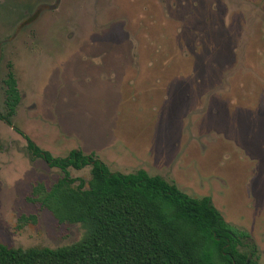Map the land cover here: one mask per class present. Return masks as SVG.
<instances>
[{
  "label": "rangeland",
  "instance_id": "rangeland-1",
  "mask_svg": "<svg viewBox=\"0 0 264 264\" xmlns=\"http://www.w3.org/2000/svg\"><path fill=\"white\" fill-rule=\"evenodd\" d=\"M8 69L21 95L13 124L38 146L103 145L110 170L142 164L209 196L264 264V0H0L1 112ZM69 172L88 180L90 166ZM60 174L0 120L1 243L82 236L28 200Z\"/></svg>",
  "mask_w": 264,
  "mask_h": 264
},
{
  "label": "trees",
  "instance_id": "trees-1",
  "mask_svg": "<svg viewBox=\"0 0 264 264\" xmlns=\"http://www.w3.org/2000/svg\"><path fill=\"white\" fill-rule=\"evenodd\" d=\"M5 113L12 125L20 100L16 79L6 73ZM32 158L60 176L49 186L37 182L28 200L48 209L59 222L80 223L84 232L59 247H11L0 242V264H255L249 233L231 226L209 196L192 197L176 184L144 169L113 171L95 154L73 148L54 156L14 126ZM90 166V177L69 168ZM245 247V249H244Z\"/></svg>",
  "mask_w": 264,
  "mask_h": 264
},
{
  "label": "crops",
  "instance_id": "crops-1",
  "mask_svg": "<svg viewBox=\"0 0 264 264\" xmlns=\"http://www.w3.org/2000/svg\"><path fill=\"white\" fill-rule=\"evenodd\" d=\"M63 128L66 130V127H64L63 126ZM106 137V136H105ZM81 139V138H80ZM101 139V138H100ZM82 141V140H81ZM82 144H83V149H84V153H95L99 158H100V153H101V151H100V149L99 148H101V146L102 147H105V146H103V145H101L100 147H99V145H97V144H91V145H89V144H84L83 142H82ZM135 151V152H133L134 154H136V156H137V152H136V150L135 149H133V148H131V151ZM135 156V157H136ZM137 158H143V157H140V155H138L137 156ZM107 166H108V163H107V161H106V159L105 158H103V157H101L100 158ZM136 169H134V170H132V171H130V172H134L135 170H137V169H144L145 171H147L148 173H149V171H148V168H146L145 166H142V164H140V165H138V167H135ZM113 171H120V170H113ZM120 172H123V173H130V172H125V171H120ZM151 175V174H150ZM155 175H158V174H155ZM160 176H162V175H160ZM163 177V176H162ZM164 178V177H163ZM177 186V185H176ZM178 187V186H177ZM179 188V187H178ZM180 189V188H179Z\"/></svg>",
  "mask_w": 264,
  "mask_h": 264
},
{
  "label": "flooded vegetation",
  "instance_id": "flooded-vegetation-1",
  "mask_svg": "<svg viewBox=\"0 0 264 264\" xmlns=\"http://www.w3.org/2000/svg\"><path fill=\"white\" fill-rule=\"evenodd\" d=\"M10 69H8L7 70V72L9 71ZM6 72V73H7ZM5 79V78H4ZM3 83H4V80H3ZM17 83V82H16ZM5 86V85H4ZM18 88V87H17ZM18 91H19V89H18ZM19 94H20V92H19ZM20 101H21V95H20V100H19V103H20ZM19 103L17 104V106H16V108H15V113L12 115V117H11V120H12V125H9V124H7L4 120H2V119H0L2 122H4L5 124H7L10 128H12L14 131H16L15 129H14V124H13V116L16 114V109H17V107H18V105H19ZM4 104H5V87H4ZM4 111H6V108L1 112V113H5ZM16 127V126H15ZM18 128V127H17ZM19 129V128H18ZM21 130V129H20ZM21 131H23V130H21ZM17 132V131H16ZM24 132V131H23ZM19 135H21L19 132H17ZM25 134H26V132H24ZM22 136V135H21ZM23 137V136H22ZM24 138V137H23ZM25 140V139H24ZM34 141V140H33ZM25 142H26V140H25ZM35 142V141H34ZM36 143V142H35ZM37 144V143H36ZM38 145V144H37ZM40 147V146H39ZM26 148H27V146H26ZM28 150V149H27ZM40 159V158H39Z\"/></svg>",
  "mask_w": 264,
  "mask_h": 264
}]
</instances>
